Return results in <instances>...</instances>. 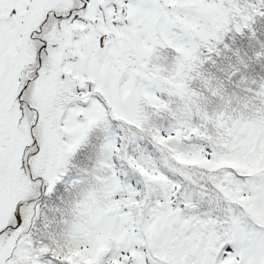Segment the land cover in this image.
<instances>
[{
	"label": "snow or ice",
	"instance_id": "snow-or-ice-1",
	"mask_svg": "<svg viewBox=\"0 0 264 264\" xmlns=\"http://www.w3.org/2000/svg\"><path fill=\"white\" fill-rule=\"evenodd\" d=\"M0 264H264V0H0Z\"/></svg>",
	"mask_w": 264,
	"mask_h": 264
}]
</instances>
